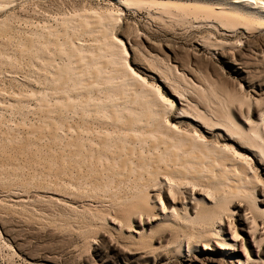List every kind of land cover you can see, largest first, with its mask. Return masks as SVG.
Wrapping results in <instances>:
<instances>
[{
    "label": "rangeland",
    "instance_id": "374dc122",
    "mask_svg": "<svg viewBox=\"0 0 264 264\" xmlns=\"http://www.w3.org/2000/svg\"><path fill=\"white\" fill-rule=\"evenodd\" d=\"M123 1L125 0H2V1L0 0V4L2 3L0 5V143H1L0 148H2L0 149V156L2 157L4 155L2 159L4 161H2L0 157V161L2 162V165H0V171L3 172L4 171L3 168L5 166L7 168L9 166L11 167V168L9 167L10 170L9 168L5 170V172L7 171L6 173L0 172V264H237V262H230L226 258H223L220 254L222 249H220L219 246L215 243H213V245L217 249V252L204 250V242L198 243L199 246L198 244L192 246L193 248L187 246L186 244L183 246H177L176 241L170 240L169 242L168 241L169 238L172 239V237L175 238V236H177L176 234L177 231L172 226L171 227L175 231L172 228H170V225L169 226L163 225L164 223L162 222L154 226V229L150 233L149 237L148 236L143 237L138 240H135L134 237L130 238L131 235L129 234H127L129 235V237L128 236L126 237L125 236L126 231L124 227L123 230H113L112 228H109L110 226L108 224H110L111 221L109 219L112 218V220H114L115 215H119V213H121L122 210L120 209H123V206L127 203L129 199V196L127 195L131 193V189L126 184H122L123 187H121V184H119L118 187L120 188L118 189V187H116V183H114L113 186L112 184L108 186L110 188L109 190L105 188L104 191L102 189L103 193H101L102 192L101 189L92 190L93 188L94 189L96 188L93 187L94 185L93 182L90 181V176L86 174L87 172H84V171H88V166L84 167V165L78 164L77 160H74L71 157L72 156L70 154L71 152L68 153V151H71L70 148L71 140L69 139V137L75 134L74 133L75 130L80 131L81 129H82L81 131L84 134L86 132L87 136L89 135L88 137L90 136L95 137L97 136V134L102 133V130L103 132L104 130L108 132L111 131L110 133H112L113 135H118L119 133L118 132L119 128L114 127L113 124L110 123L109 115H107L108 113H105L108 110L103 109V111H101L102 109H100L98 106L99 102H97V100L101 101V99L104 100L107 98V95L109 94V91L107 93V90H109V88H111L110 92L113 91L114 88L115 89L118 88L116 86H113V87H108L106 88L107 90H105V86H107L106 85L107 83L106 84L104 83L106 81L105 82L102 81L103 85L101 84V86L97 85L102 83L100 82L101 79L106 80L104 79V76H106V74L108 75V72L114 73L110 68L112 67L113 62H117V61L113 60L112 62L111 59L109 60L110 58L109 55L107 56L106 54L105 56V53H103L105 51L103 50H105L106 48L104 47H107L110 41L113 40L111 35L113 37L118 36L123 39L129 54L128 55L126 54L127 56L123 53L119 54L120 58L123 57L122 58L123 61L121 60L118 63H114L112 68L115 71L117 70L115 69L117 66L119 67L121 65L122 68V65L129 64L131 65V67H133L135 72H137L143 78H145L144 79L145 82L140 80H138L137 82L136 80L134 81L136 84L139 82L140 83V84L138 83L139 86L136 85L137 86L136 87L133 84H130V86L133 87L130 86L127 87L129 90H127L126 95L129 97V100H127L129 104L133 102L131 101L130 98H134V96L136 97L138 92L144 93L143 88L147 86L145 90L148 89L149 87L148 90H150V92L155 88L154 95L152 93L149 94L153 95L154 97L156 96V98L158 95H160L159 96L160 99L157 98L158 103L161 100L162 97L161 95H163L166 98L172 99L170 104L173 107L167 105L169 107L167 108L166 106L163 110L167 112L164 113L162 112L163 114L161 113V115L163 116L160 115L157 116V117H162L161 120L164 118L162 121L160 120L161 123L164 122V124H162L163 129H167L166 128L167 122L168 123L171 122L172 124L176 123L175 125L176 127H178L179 130L196 131L197 133H199L198 131L200 130V128L198 126H194V124H192L188 120H182V119L180 120L176 116L177 114L180 113V115L183 114V115H191L193 117L194 116L200 117L201 118L200 120L202 121L205 119L206 121L203 122L208 123V126L210 128L216 131L221 130L219 134L214 135L212 139L215 144L219 143L218 144L220 145V148H218L219 150L225 148L223 151H221L222 155H225L227 158H229L231 160L230 162H232V160L234 161L233 164H235L234 167L237 171L240 170L239 167H242L243 169L245 168L244 170L246 172L249 171L250 174H254L249 176V173L247 172L244 176L245 177L249 176V177L244 178L245 181L243 180V184H245L246 182L248 188L252 190H254L257 186L258 188L261 187L260 189L262 188L264 189V173H263L264 170V21H250V22L246 21V23L245 22L241 23L240 21L235 19H228L227 21L222 20L220 19V17L219 19L222 21H218V19H216L218 18V16L215 15L216 18H214L213 17L214 15L212 16L206 13H201L200 10H197V8H193L191 5H189V0L183 1L184 3L167 2V0H158L157 2L155 1V3L154 2L149 3L145 1L138 2L137 0H135L132 2L129 1L130 2L129 6L131 7L127 5L128 2L125 1L126 4H124L125 2ZM131 3H134L133 6ZM181 5H183L184 7L186 5L185 10L187 9L188 10L185 11L182 8L183 6L180 7ZM188 5L190 8L188 7ZM189 9L190 10L195 9L200 13L198 14L196 11L198 15L196 13L192 14V12ZM88 11H90L89 15L87 14ZM112 11L113 12L115 11L116 13H118V15L119 13L122 14L118 16L115 12L113 13ZM188 11L190 13H188ZM98 12L101 14H99ZM94 13H96V15H94ZM107 13L109 14V16ZM113 14L116 15V17H114ZM90 15L91 17H93V15L97 16L98 20H95L96 18L94 17L95 19L94 18L93 19L95 21L94 20L92 21ZM103 15H104V19L102 20L103 17L101 18L100 16ZM201 15L204 16L203 18H205V21H203L204 19L202 18ZM205 15H209L210 19L206 18L208 16L205 17ZM105 17L107 18L106 20H108V18H111L110 19L111 21L109 20L108 24L102 22L105 20ZM78 18L80 20L82 19L81 20L82 22L80 23H82L81 24L82 26L84 24L86 26L85 28H83L79 24V22L78 23L76 22L77 26L75 25L76 24L75 21L79 20ZM83 18L85 19V21ZM88 18L91 20L92 23L87 21ZM99 18L101 20H99ZM199 19L203 22L198 21ZM207 19L209 21H207ZM64 21L66 22L65 24ZM97 21L99 23L102 22V24L100 25ZM216 21L219 23H217ZM94 22H97L99 24L98 26L96 23V28L100 26L102 27V25L104 24L103 25L104 29H107V31L104 30L105 34L102 33L100 30L102 29L103 31V27L97 28L98 30L95 28ZM105 22L107 23V21ZM112 22L114 24H112ZM212 22H214V24ZM88 23L90 24V26L88 25ZM57 24L59 25L57 26L59 31L56 27H54L53 29V26H56ZM61 24L62 25L64 24V27L68 25L66 26V29L63 27L65 31L62 28ZM78 24L81 26L79 29L83 30L82 32L80 30H77L79 27ZM91 26L94 28H92ZM67 29L70 32H68ZM84 29L87 31H85ZM62 30L64 34L60 33V31L62 32ZM75 30L79 32L75 33L74 32ZM56 31L60 34L58 35ZM71 31H73V33H71ZM65 32H67V34ZM100 32L102 33V35ZM106 33L108 34L106 35ZM70 35L76 37L72 39ZM100 35L103 37H101ZM105 35L107 36L106 40H104ZM57 37L61 41L57 39ZM62 37L68 41L70 39L72 44L71 48H73L75 44L77 45L79 44V47L82 45L81 48H79L78 46H74V49L79 48L80 49L79 51L82 52V54L85 52L83 54L84 58L82 57L83 60H86L85 62L86 64L82 62V64L84 65L83 66L84 71L87 70L90 71V68H92L91 70L95 68L97 71L98 64L101 65L100 63H103L101 62L100 59L104 57L107 58L109 57L108 59L106 58L107 59L106 61H104V62L107 61L109 62V63L107 62V64L104 63L109 67L106 65H102L103 68L104 66H106L107 69L102 70L103 75L101 74L102 71H100L99 73V75L102 76L97 75L98 72L95 73L96 72V71L94 72L95 69L92 72L95 74V76L92 75L95 77V79L99 77V79H97V82L96 80L94 81V77H90L89 75H87L89 73L91 75L92 74L91 72L87 71L84 75L86 80L88 76L90 77V78L88 77V80L93 78L92 81L91 80L90 81L92 83L93 82L96 83L95 86L91 85L95 87V88L92 87L94 91H92V89L89 88L88 89L89 91H87L88 93H85L84 90H82V88L87 86L91 87L90 86L91 82L87 83V81H85V78L83 77L84 79H82L81 80L82 82L79 83L80 81L79 82L76 81L74 74L71 75V77H67L69 81L66 79L64 83H61L62 81L61 80L59 81L61 84H59V82L56 80L55 74L57 77V75L59 74L58 70L61 67L59 63L60 64L64 63L62 64L63 65L62 67L64 68V66L66 65L74 66L73 64L78 63L82 59L81 58L78 62L75 63V59L73 60V53L76 51L74 50V52H70V54L72 53L70 55L68 53L69 51L68 52L66 51L70 47V43H69L70 41L68 43L67 41H65L64 44V41L62 42L63 39ZM68 37L69 39H67ZM109 37H111L110 39L112 40H110ZM51 38L53 41L50 40ZM100 39L103 42L101 44H103L102 47L104 48V49L101 48L100 46L101 44L99 43V47L102 49V51L99 49L98 50L101 52L97 50V48L99 47L95 48L98 45L97 43L98 40ZM29 40L32 41L29 43ZM54 41L55 43L58 42L56 43V45L59 44V47L61 45L60 47L61 49L58 46L52 44L54 43ZM62 43L64 44L63 45L64 48L62 46ZM89 43H91V45L93 46H91ZM104 43L106 44V46H104ZM83 46H87V47H83ZM71 48H69L68 50H73ZM85 48L86 50H84ZM90 48L92 49L89 50ZM93 48H95L96 52H99L98 57L101 56L102 53L104 54L102 55L103 57L101 56L102 58L100 57L96 58L97 54H95L96 56L92 54V52L95 53V50ZM118 48L120 49V47L117 46V49ZM33 50L36 51L34 52ZM55 50L57 51L60 50V53L58 54V52ZM53 51H55L54 52L55 55L56 53L57 55H60L61 53L62 54L59 57L57 56L56 59V56L54 55L55 56L54 58V56L52 55L54 54ZM120 52L121 51L119 50V53ZM86 53L87 54L90 53L89 54L90 56L85 57L87 56ZM63 54L67 59L64 58ZM48 58H50V60H52L53 58L52 61L54 60L56 61L50 62V60L49 61L47 60ZM88 58L89 59L96 58L95 61L94 59H92V61L94 62H96L97 59L99 61L97 60V65H96L94 62L91 63V59L89 61ZM76 60L78 59L76 58ZM122 62H124V64ZM57 64L58 67L56 66ZM85 65L86 66L88 65L87 70H85ZM44 69L45 71H43ZM104 70H108L105 71L106 74H104L105 73ZM43 72H45L47 77H45L46 75ZM46 72H49L50 74L49 73L47 74ZM52 74H54V77L51 76ZM73 77L75 82L73 80ZM52 79L54 80V83L51 82ZM116 79L120 81L121 77L120 78L118 77ZM66 82H68L67 86H66L67 84ZM115 82L117 83V81ZM52 83L54 84V86ZM57 84L58 87L64 84L63 87H60L59 89L57 88V90L58 91L60 90L59 92L62 95L64 94V96L69 101H66V98L62 95H61L62 98L59 97V95L57 96L58 94L56 90ZM83 84H86V86ZM113 85H115V83ZM80 86H82V88H79ZM96 86H98L99 97L97 96L98 95L97 91H95L97 88ZM70 87L74 89H69L68 92L67 88ZM101 87L104 88V90H102ZM135 87L139 89V91L138 89H136V91H138L137 94L134 89ZM150 87L151 88L154 87V88L151 89ZM77 88H79L80 90L78 89L79 90L78 91ZM40 89L43 90L41 91ZM61 89L62 90L64 89L63 90L64 93ZM101 90L103 91V93ZM148 90H146L147 93ZM66 91H67V95H65ZM168 91H173L174 93H176L178 95V98H174L172 95L168 93ZM54 92H56L57 94ZM70 92L71 95L73 94L74 95L73 96L69 95L68 93ZM80 92L81 94L83 93L84 96L80 94L81 95L80 97L79 95ZM128 92L130 93V95ZM41 93L44 95L43 99H45L46 101L45 100L43 101L41 99V97L43 96ZM75 93L77 94V96H75ZM90 94L92 98L90 97ZM93 95L96 96L94 97ZM132 95L134 96L132 97ZM11 96L12 98L14 97L13 99H16L17 101L13 100ZM39 97L40 99H38ZM57 97L58 99H60L59 101L58 99H56ZM73 97H76V100ZM84 97L86 98L87 101L84 100ZM87 98L90 99L88 100ZM114 98L117 97L114 96ZM119 99L120 100L118 101L117 98L118 102L123 103L125 101V100L122 101L121 98ZM40 100H42L44 103L42 104V101L41 103H39ZM61 100L63 103L61 102ZM180 100L186 104V107L184 108L183 111L178 110L176 106L178 105V101ZM49 101L51 102L54 101L55 103L50 102L51 104H49L48 103ZM64 101L68 102L67 103V105L69 106L68 108L66 107L67 105L65 106ZM78 101L79 103L82 102L84 106L80 105ZM69 102H71L74 105L75 109L78 108L79 111H77L78 110L77 109L75 112V109H73V105L70 104ZM85 102H87L89 107L93 105L94 106L97 105L98 107L95 108L93 106L95 109L86 107ZM92 102L94 103L92 104ZM58 103L61 106H65L67 110L64 109V107H61V109H63L61 110ZM75 104L79 105V107L76 106ZM174 104H176L175 107ZM52 105L54 106L56 105L55 108H57V106L59 108L55 110L54 106ZM47 106H48V110H47ZM136 106H140V104L138 103ZM41 107L42 110H40ZM50 107H52V109H50ZM81 107L82 108L84 107V109H82ZM92 109L94 111L96 110L95 113L94 111L93 112L91 111ZM136 109L137 112H135L133 116L135 115L140 116L141 114L138 113L140 109L139 108ZM44 110H47V112L46 111L44 112ZM42 111L44 112L43 114ZM53 111H55V113H53ZM62 113H64V118L62 116ZM65 113L67 114V116H65L66 115ZM96 113L97 115H95ZM140 113L142 112L140 111ZM48 114L52 115V117L50 115L48 117L47 116ZM74 114L76 115L78 114V115L75 117ZM80 114H82L83 116ZM89 114H91L92 117ZM79 115L82 116V118ZM54 116L55 118L53 119ZM61 116L62 118H60ZM93 116L94 117L96 116V118L94 119ZM41 117L42 118L44 117L45 120L42 119ZM79 117L81 119H78ZM46 118L49 120L56 121L55 124L59 126L58 127L59 129L61 128L60 134L58 133L59 129L56 130L57 134L54 138L50 134H46L48 130L47 128L48 126L46 125L48 124L47 122H50L49 120L46 121L47 120ZM91 119H94L95 122L92 121ZM60 120H62V122ZM64 121H66L68 124ZM85 121H86V125H85ZM90 121H92L93 123ZM107 121H108V125H107ZM88 122L92 123L93 125L90 123L88 124ZM69 123L72 125L74 124V128L73 127L70 128L71 126H69ZM14 124L15 125L17 124L18 126H15ZM28 124L31 126H29ZM40 125L43 126V128ZM64 125H67L68 127ZM75 125L77 127L80 126L79 129L75 128L76 127ZM57 126L55 127L57 128ZM27 127H31V128L33 127L32 129L34 131L33 132L34 135L31 134L32 129L31 128L28 129ZM83 127L86 128L87 131L86 129H83ZM24 128L25 130H23ZM89 129H93V130L91 131ZM6 130L8 135L5 134ZM26 130H29V132ZM43 130L45 131V133L42 134ZM69 130H72L70 131L72 133H70ZM38 131L40 132V134ZM62 131L66 132L67 134H65L64 132L61 133ZM94 131L96 134L94 133ZM3 132L5 133L3 134ZM114 132L117 133L115 134ZM91 133H93V136ZM13 134L15 135L13 136ZM31 135L32 137H30ZM57 135L59 136V138L57 137ZM228 136H231L234 139L228 140L227 139ZM24 137H26V140L28 138L29 140L33 138L35 141H32L33 139H31L30 141L29 140L25 141V139L23 140ZM47 137L48 139H46ZM56 137L58 139H56ZM49 138L52 140H49ZM54 139H56L57 141ZM12 140L17 142H12ZM22 140L27 143L26 146L23 147V149L25 148L24 149L25 152L22 151L23 155L20 154L22 156L21 158V156L19 155L20 152L18 147H21V145L23 144ZM21 141L22 143H20ZM60 141L61 143H59ZM28 142L29 143L32 142V143L29 144ZM5 143L9 145L6 144L5 146ZM11 144H15V145L11 146ZM57 144L60 146H58ZM62 144H64V146ZM43 145L46 147H44ZM7 146L8 147L10 146L11 148L9 147L8 149ZM14 146H16L17 148ZM57 146L58 148L60 147L59 150ZM48 148L49 149L51 148V150H49ZM17 149L18 151L16 152ZM28 150L30 151V153ZM52 150L53 151L58 150V152H54L55 153L54 154ZM3 152H5V154ZM6 152L7 153L10 152L9 153L10 155L6 154ZM66 152L68 153V156ZM223 152L226 153L223 154ZM11 153L12 154L14 153L13 154L14 157L12 156ZM56 153L57 156L58 153H60V155L62 154V158L64 159L62 162L63 165L62 163H59L57 157L55 156ZM50 154H53L54 158ZM5 155L7 158H5ZM48 156H49V160L47 161ZM225 156H223L224 157L223 159L226 158ZM10 157L13 158L11 159ZM51 157L54 162L52 161V159H50ZM69 157H71V159H69ZM232 157L234 158L232 159ZM235 157H237L239 160L238 159L236 160ZM44 158L46 159V161L44 160ZM10 160L11 162L15 161L13 162L14 164L19 160L18 163L21 164L14 165L12 163L14 166L13 167L12 165H10L11 164ZM7 161L10 163L7 164ZM260 161L262 163H259ZM5 162L7 165L5 164ZM22 163L23 164L26 163V164L23 165ZM52 163H54L53 165L55 166H53ZM28 164L30 167L28 166ZM236 164L238 167L236 166ZM20 165H23L26 169L23 166H22L23 168H21ZM42 165L44 166L46 165L45 168L42 167ZM48 166L49 169L47 168ZM50 166L53 168L51 169ZM56 166H58V168L59 167L62 168L60 169V172L63 171V173H61L63 175V179L62 177H60L59 170H55L57 169ZM82 166H83L82 170L84 173L82 171H79L81 170L80 168H82ZM18 167L20 168V170L18 169ZM38 167L41 168L39 169ZM14 168L16 169L15 172L19 173L20 175L19 174H16L17 176L15 175V172H13L15 170ZM65 168L66 170L64 171ZM21 169L24 170V173H21L23 172V170ZM50 169L52 172L50 171ZM31 170L34 172L35 175ZM69 172H71L72 174ZM44 173H46L47 176ZM67 173L71 179L67 177L68 176ZM23 174L24 177L22 176ZM50 174L51 175L53 174L54 176H51ZM55 174L57 175L56 177L57 179L53 178L55 177ZM84 174H86V178L88 180L86 178L84 179L85 177ZM18 175L20 176V178ZM40 175L43 177H40ZM75 175L76 177L74 178ZM27 176L29 179L26 178ZM34 176H36L37 179ZM65 176L68 178V180ZM50 179L52 180L50 181ZM251 179H252V183H250ZM21 180L24 182H22ZM40 180H42L44 183L43 182L40 183L41 182ZM55 180H57L56 182H58L59 185H57V183H53L55 182ZM73 180L75 185H73L72 183ZM61 183H63L64 186H62L63 184ZM91 183L93 186L91 185ZM189 185H190L189 187L190 189H192L193 186H195L194 183L193 185L192 183H189L188 186ZM199 185L200 184L194 187L195 191H200L199 189L201 188H203L201 191L204 190L206 191L209 188ZM83 187L84 189L82 190ZM197 187L198 189H196ZM125 189L126 190L129 189V190L126 192ZM210 190L211 188L206 192L207 193L212 192ZM55 191L57 193L58 192L60 193L56 194ZM85 191H89V192L91 191V193L89 192L85 193ZM106 191L107 193L105 194L104 192ZM98 192L100 193V195L103 194L105 196L103 195H101L103 197H101L100 195L98 196L99 194ZM92 193H94L95 196H92L91 195ZM119 196L120 197L123 196L121 198H126V199H122L123 202L121 204H120L121 199L119 198ZM115 220L119 221L117 219ZM130 222L131 221L125 224L127 225L129 224L130 225L128 226L129 228H135V224L133 222L131 223ZM121 231L123 232L125 231V232L122 233ZM173 232L174 234H171ZM140 240L141 241L144 240V241L141 242ZM170 244L173 245H171L170 247ZM239 244H240L239 247L241 248L242 244L241 243ZM175 245L176 247H173ZM247 247L248 249H251V246H247ZM242 249H244V247H242L241 250ZM243 251H245V249Z\"/></svg>",
    "mask_w": 264,
    "mask_h": 264
},
{
    "label": "bare ground",
    "instance_id": "6f19581e",
    "mask_svg": "<svg viewBox=\"0 0 264 264\" xmlns=\"http://www.w3.org/2000/svg\"><path fill=\"white\" fill-rule=\"evenodd\" d=\"M2 1V0H1ZM126 2H128V6L130 4L129 1H135V0H125ZM123 1V2H125ZM138 2L139 1H145V2H154L155 1L157 2L158 0H137ZM183 1L185 0H167V2H178V3H184ZM121 2V1H120ZM122 2V3H123ZM126 2L124 4H126ZM2 4V3H1ZM0 4V5H1ZM13 4V3H12ZM11 4V5H12ZM132 6L134 3H131ZM188 4V3H187ZM6 5V4H5ZM184 5V4H183ZM183 5H181L180 7H182ZM189 5H191L193 8H197V10H200L201 13H206V14H209V15H214L213 17L218 16V21H222V20H228V19H235V20H238L240 21L241 23H246L247 22H250V21H264V0H189ZM188 5V7H189ZM131 7V6H129ZM187 7V8H188ZM3 8V7H2ZM5 8V7H4ZM127 8V6H126ZM184 10L186 9V5L185 7L183 6L182 7ZM190 8V7H189ZM188 10V9H187ZM185 10V11H187ZM190 10V9H189ZM195 9H192L190 10L193 13H196ZM91 11V10H90ZM88 11V15H89V12ZM205 11V12H203ZM77 12V11H76ZM97 12V11H95ZM100 12V11H99ZM98 12V13H99ZM104 12V11H103ZM102 12V13H103ZM113 12V11H112ZM115 12V11H114ZM113 12V13H114ZM121 12V11H120ZM199 11H197V13L199 14L200 13ZM106 13V12H105ZM111 13V12H110ZM116 13V12H115ZM188 13H190L188 11ZM196 13V14H197ZM82 14V13H81ZM80 14V15H81ZM84 14V13H83ZM86 14V12H85ZM101 14V13H99ZM98 14V15H99ZM104 14V13H103ZM108 14V13H107ZM118 15V13H116ZM122 14V13H121ZM119 13V15H121ZM195 14V15H196ZM197 14V15H198ZM78 15V14H77ZM79 15V16H80ZM94 15H96V13H94ZM91 17L92 21L95 19V20H98V17L97 16H94ZM106 15V14H105ZM111 15V14H110ZM114 15V14H113ZM118 15V16H119ZM196 15V16H197ZM209 15H205L208 16L206 18L210 19V16ZM109 16V14H108ZM117 16V17H118ZM202 16V15H201ZM73 17V16H72ZM71 17V18H72ZM95 17V18H94ZM102 18V20L104 19V15L103 16H100ZM113 17V16H111ZM114 17H116V15H114ZM204 16H202L203 18ZM222 19L220 20L219 19ZM86 18V17H85ZM94 18V19H93ZM198 18V17H197ZM201 18V17H199ZM4 19V18H3ZM79 19V18H78ZM84 19V18H83ZM107 18L105 17V20L102 21L103 23L105 24H108V21L111 19V18H108V20H106ZM205 21V18H203ZM207 19V21H209ZM74 20V18H73ZM80 20V19H79ZM75 21V23L79 22V24L81 25L82 22L81 20L80 21ZM87 20V19H86ZM94 20V21H95ZM99 20H101L99 18ZM6 21V20H5ZM31 21V20H30ZM46 21V20H45ZM66 21V20H65ZM64 21V24L66 23ZM85 21V19H84ZM90 23L91 20L88 18V20ZM86 21V23H87ZM107 21V23L105 22ZM111 21V20H110ZM113 21V20H112ZM198 21H201L200 19ZM201 21V22H203ZM212 21V19H211ZM215 21V20H213ZM243 21V22H242ZM70 22V21H68ZM74 22V21H73ZM98 22V21H97ZM97 22H94L93 25L95 26L96 28V23ZM102 22H98L100 25L102 24ZM217 22V21H216ZM42 23V22H41ZM46 23V22H45ZM57 23V22H56ZM62 23V22H61ZM77 23L75 24L77 26ZM84 23V22H83ZM97 23V25L99 26V24ZM110 23V22H109ZM200 23V22H199ZM214 24V22H212ZM211 23V24H212ZM219 23V22H217ZM253 23V22H252ZM26 24V23H25ZM64 24L62 26V28L64 27ZM78 24V25H79ZM112 24H114L112 22ZM207 24V23H206ZM33 25V24H32ZM44 25V24H43ZM53 25V24H52ZM78 27L77 30H80L79 28L82 26ZM88 25L90 26V24L88 23ZM104 25V24H103ZM102 25V27H103ZM209 25V24H208ZM46 26V25H45ZM44 26V28H45ZM51 26V25H50ZM57 26H59L58 24L56 26H53V29L54 27L57 28ZM68 26V25H66ZM66 26L64 27L66 29ZM210 26V25H209ZM208 26V27H209ZM223 26V25H222ZM8 27V25H7ZM47 27V26H46ZM83 28H85L86 26L83 24L82 26ZM88 27V26H87ZM92 27V26H91ZM101 26L100 27H97V28H102ZM114 27V25H113ZM33 28V27H32ZM50 28V27H49ZM55 28V29H56ZM63 28V29H64ZM90 28V27H89ZM94 28V27H92ZM96 28V29H97ZM107 28V27H105ZM51 29V28H50ZM58 29V28H57ZM56 29V30H57ZM64 29V31H65ZM69 29V28H68ZM67 29V30H68ZM110 29V28H109ZM228 29V28H227ZM7 30V28H6ZM42 30V29H41ZM44 30V29H43ZM66 30V31H67ZM72 30V29H71ZM85 30V29H84ZM98 30V29H97ZM102 33L105 34V31H107V29H104L103 27V31L102 29H100ZM99 30V31H100ZM246 30V29H245ZM45 31V30H44ZM59 31V29H58ZM81 32L83 30H80ZM87 31V30H85ZM84 31V32H85ZM111 31H114V30H111ZM32 32V31H31ZM39 32V31H38ZM46 32H47V29H46ZM45 32V33H46ZM52 32V31H50ZM49 32V33H50ZM55 32V30H54ZM57 32V31H56ZM68 32H70L68 30ZM75 33H78L79 31H74ZM83 32V33H84ZM97 32V31H96ZM100 32V33H101ZM109 32V31H108ZM27 33V32H26ZM60 33H63V30L62 32L60 31ZM60 33L57 32V34L59 35ZM67 34V32H65ZM71 33H73V31H71ZM99 33V34H100ZM101 33V35H102ZM12 34V33H11ZM28 34V33H27ZM85 34V33H84ZM108 33H106L107 35ZM5 35V34H4ZM13 35V34H12ZM23 35V34H22ZM43 35V34H42ZM100 35V36H101ZM104 36V40H106V37L107 36ZM7 36V35H6ZM44 36V35H43ZM42 36V37H43ZM69 36V34H68ZM99 36V37H100ZM24 37V36H23ZM52 37V36H51ZM64 37V35H63ZM62 37V38H63ZM70 37L72 39H74L75 37L72 35H70ZM79 37V36H77ZM103 37V36H101ZM100 37V38H101ZM113 38L110 39V38ZM111 37H109L110 40V43L107 47H104L106 48L105 52V56L107 54V56L109 55V60L111 59L112 62L113 60L114 61H117V62H113L114 63H118L122 60L123 57H119V54L123 53V54H129L128 51H127V48H126V45L123 41L122 38L118 37V36H115L113 37L111 35ZM225 37V36H224ZM40 38H41V35H40ZM48 38V37H47ZM96 38V37H95ZM44 39V38H43ZM57 39H59L57 37ZM56 39V40H57ZM69 39V37L67 38ZM97 39V38H96ZM95 39V40H96ZM99 39V38H98ZM52 40V38L50 39ZM60 40V39H59ZM32 41V40H31ZM29 40V43L31 42ZM36 41V39H35ZM53 41V40H52ZM58 41V40H57ZM61 41V40H60ZM64 41V44H65V41H67V43L70 41L66 40V39H62V42ZM76 41V39H75ZM100 41V42H99ZM59 42V41H58ZM56 42V43H58ZM73 42V41H72ZM108 42V41H106ZM105 42V43H106ZM25 43V42H24ZM28 43V42H27ZM45 43V41H44ZM43 43V44H44ZM55 43V41H54ZM52 43L53 45L55 46H58L59 47V44L56 45V43L54 44ZM60 43V42H59ZM66 43V44H67ZM70 43V47L72 46L71 44V41L69 42ZM78 43V42H77ZM88 43V42H87ZM98 43V45H97ZM96 43V46L95 48L99 47V43H103L100 40H98V42ZM104 43V46H106V44ZM62 43V46L64 45ZM82 44V43H80ZM91 45V43H89ZM33 45V44H32ZM74 45V44H73ZM89 45V46H90ZM103 44H101V48ZM31 46V45H29ZM37 46V45H36ZM45 46V45H43ZM42 46V47H43ZM54 46V47H55ZM74 46H78L79 47V44H75ZM74 46L73 50H66L69 54L70 52H74V50L76 52L73 53V60L75 59V63L78 62L82 57L84 58V53L82 54V52H80L79 48L82 47V45L76 50L74 49ZM93 46V45H91ZM117 46L120 47V53H119V50L117 49ZM38 47V46H37ZM48 47V46H47ZM56 47V48H58ZM61 47V45H60ZM59 47V48H60ZM83 47H87V46H83ZM28 48V47H27ZM46 48V47H45ZM64 48V46H63ZM95 48H93L95 50ZM100 47L97 48V50H101ZM103 48V49H104ZM122 48V49H121ZM30 49V48H29ZM28 49V50H29ZM61 49V48H60ZM92 48H90L89 50H91ZM53 50V49H52ZM86 50V48L84 49ZM93 50V51H94ZM98 50V51H99ZM123 50V51H122ZM32 51V50H31ZM34 51V50H33ZM36 51V50H35ZM34 51V52H35ZM57 51V50H55ZM53 51V53L55 52ZM88 51V50H87ZM99 51V52H101ZM46 52V51H45ZM58 54L60 53V50L57 51ZM89 52V51H88ZM87 52V53H88ZM92 52V51H90ZM99 52H96L95 50V53L92 52V54H94V56H96L95 54H97L96 58L98 57V54ZM86 53V54H87ZM101 54L104 55V54ZM62 54V53H61ZM60 54V55H61ZM66 54V53H65ZM72 54V53H71ZM70 54V55H71ZM90 54V53H89ZM89 54H87V56L85 57H88L90 56ZM35 55V54H33ZM53 56L55 55L52 54ZM60 55H57L56 53V59H57V56L59 57ZM64 55V54H63ZM76 57H75V56ZM126 55V56H127ZM54 56V58H55ZM101 56H99L100 58H102ZM122 56V55H121ZM75 57V58H74ZM93 57V56H91ZM98 57V58H99ZM64 58L65 55H64ZM71 58V57H69ZM76 58L78 60H76ZM83 58L81 59L80 64L79 62L76 63V64H73L74 66L77 65V66H72V65H66L64 66V68L62 67L64 63H59V65H61L60 69L58 70V75L56 77V74H55V78L56 80L59 82L61 81V83H64L66 81V79L68 80L67 77H71V75L74 74V77L76 79V81H80L79 83H81L82 79L85 78V73L89 70H87V66L85 65V70L87 71H84L83 69V63L86 62V60H83ZM95 58V59H96ZM107 57H104L101 60V62L103 63H100L101 65L98 64V67H97V71L95 68H93L94 72L97 73V75H99L100 71H102L103 69H107L106 65L107 62H104L106 61ZM61 59V57H60ZM67 59V58H66ZM87 59V58H86ZM91 59V58H90ZM90 59L88 58V60L90 61ZM94 59V58H92ZM91 59V63L95 61H92ZM105 59V60H104ZM11 60V59H10ZM48 61L50 60V58L47 59ZM53 60V58H52ZM50 60V62L52 61ZM64 60V59H62ZM83 60V61H82ZM98 60V59H97ZM97 60L96 62H94L96 65H97ZM47 61V62H48ZM56 61V60H54ZM52 61V62H54ZM58 61V60H57ZM61 61V60H60ZM88 61V62H89ZM99 61V60H98ZM123 61V60H122ZM65 62V61H64ZM70 62V60H69ZM111 62V64H112ZM126 62V61H125ZM56 63V62H55ZM66 63V62H65ZM72 63V62H71ZM74 63V61H73ZM93 63V64H94ZM106 63V64H104ZM109 63V62H108ZM124 64V62H122ZM44 64V63H43ZM49 64V63H48ZM51 64V63H50ZM68 64V63H67ZM79 64V65H78ZM86 64V63H85ZM113 64H112V67H113ZM120 64V63H119ZM52 65V64H51ZM102 65H106L104 66V68L102 67ZM49 66V65H48ZM58 67V64L56 65ZM95 66V65H93ZM117 66V64H116ZM50 67V66H49ZM54 67V66H53ZM106 67V68H105ZM109 67V66H108ZM110 68L114 73H110L108 72V75L106 74L105 71H108V70H104V74H106V76H104V79L106 80H103L101 79L100 82L102 81H106L104 84H106L107 86H105V90H107L106 88L108 87H113V86H116L118 87L117 89H113V91L110 92V89L107 90V93L109 91V94L107 95V98L106 99H101V101L97 100L98 103V106L100 109H102L101 111H103V109H107L108 111L105 112V113H108L107 115H109V118H110V123L113 124L114 127H117L119 128V133L118 135H113L112 133L108 132V131H105L103 132L102 130V133H99L97 134V136L95 137H88L86 132L85 134L80 130V131H76L75 130V134L71 135V137H69V139L71 140V145H70V148H71V151H68V153H70L72 156V158L74 160H77V163L78 164H81V165H84L85 166H88V171H84V172H87L86 174L90 176V181L93 182V185L91 183V185L93 187H95L96 189H92V190H104L105 191V188L106 189H110L108 186H110L114 183H116V187H118L119 184H121V187L122 184H126L128 187H130L131 189V193H129V199L127 201V203H123L125 204L123 206V209H120L122 210L121 213H119V215H115V218L114 220L109 219L111 220L110 221V224H108L110 227L109 228H112L113 230H123V227L125 229V236L129 237L130 238H133L135 240H138V239H141L143 237H149L150 233L153 231L154 229V226H156L157 224L159 223H164L163 225H166V226H169L170 225V228H174L176 231H177V236H175V238H173L172 236H169V237H172L169 238V242L170 240L172 241H176L177 242V246H183V245H187L189 247H192L194 245H197L198 243H202L204 242V250H207V251H216L217 252V249L215 248V246L213 245V243L217 244L219 246L220 249H222L221 251V256L223 258H226L228 261L230 262H237V264H264V189H260L258 188V186L252 190L250 188H248L247 186V183L245 182V184H243V180L244 178H248L249 176L251 175H254V174H250L249 171H247L249 173V176L248 177H245L244 175L247 173L242 167H239L240 170H236L235 169V164H233V160L232 162H230L231 160L229 158H227L225 155H222L221 151H223L224 149L222 148V150H219L218 148H220V145L218 144H215L212 137L216 134H219V132L221 131H216L212 128H210L208 126V123H205L203 121H206L205 119L202 121L200 120L201 118L200 117H197V116H191V115H180L177 114V118H179L180 120H188L189 122H191L192 124H194V126H198L200 128V130L198 131L199 133H197L196 131H183V130H179L178 127H176V123L175 124H172L171 122H167V125H166V128L167 129H163L162 128V124H164V122L161 123V121L164 119L161 120L162 117H157V116H163L161 115V113L163 112H167V111H163L164 108L169 105L171 106V101L172 99L171 98H166L164 97L163 95H161V100L159 101L158 103V99H160V95L154 97V88L151 92L148 87V93L146 92L145 88H147V86L145 88H143V91L144 93H140L138 92L139 89L136 88L137 86H139V84L135 83L134 81L136 80V82L138 80L140 81H144L145 78H143L140 74H138L137 72H135V70L133 69V67H131V65L129 64H124L122 65V68H121V65L117 68H115V65H114V68L117 69L114 71L113 68ZM33 68V67H32ZM43 68V67H42ZM48 68V67H47ZM90 68V67H89ZM88 68V69H89ZM120 68V69H119ZM36 69V68H35ZM46 69V68H45ZM45 69L43 71H45ZM53 69V68H52ZM92 68H90V71L89 72H93V70H91ZM47 70V69H46ZM57 70V69H55ZM109 70V71H111ZM116 72V73H115ZM45 74V72H43ZM47 74L49 72H46ZM54 73V72H53ZM50 74V73H49ZM101 74L103 75V71L101 72ZM46 75V74H45ZM90 77H94L95 74L92 73L90 75ZM94 75V76H92ZM102 75H99V76H102ZM13 76V75H12ZM52 77H54V74L51 75ZM88 76V77H89ZM47 77V75L45 76ZM74 77H73V80H74ZM84 77V78H83ZM87 77V76H86ZM88 77H87V80L85 78V81H87V83H90L92 81V79L88 80ZM89 77V78H90ZM98 77V76H97ZM106 77V78H105ZM120 78V81L117 80L116 78ZM44 79V78H43ZM99 79V77L97 78ZM97 79H95L94 77V81L96 80L97 82ZM116 79V80H115ZM51 80V79H50ZM49 80V81H50ZM69 81V80H68ZM117 81V83L115 82ZM54 83V80L52 79V81ZM75 82V80H74ZM99 82V81H98ZM50 83V82H49ZM52 83V84H53ZM59 82V84H61ZM67 83V84H66ZM66 86L68 85V82H66ZM83 83H84V80H83ZM86 83V82H85ZM115 83V85H113ZM74 84V83H73ZM96 83H92L90 84L95 86ZM101 84L103 85V82L100 83V84H97L99 86H101ZM109 84V86H108ZM130 84H133L134 86H136L134 89L136 91V89H138V91H136V94L138 92V94L136 95V97L134 95H132V97L134 96V98H130L131 101V104H129V102L127 100H129V97L126 95L127 94V90H129L127 87L130 86ZM44 85V84H43ZM72 85V84H71ZM77 85V84H75ZM79 85V84H78ZM86 86V84H83ZM82 85V86H83ZM89 85V84H87ZM143 85V84H142ZM145 85V83H144ZM54 86V84H53ZM56 90L57 88L59 89L60 87H63L64 84L62 86H59L58 87V84L56 85ZM70 86V85H69ZM82 86H80L79 88H82ZM83 87L82 90H84L85 93H88L87 91H89L88 89H92V91H94L93 88L95 87ZM28 87V85H27ZM75 87V86H74ZM93 87V88H92ZM96 90L97 93H98V86H96ZM130 87H133V86H130ZM15 88V87H14ZM50 88V87H49ZM77 88V90L79 89ZM87 90H86V89ZM102 88V87H101ZM151 88V87H150ZM151 88V89H152ZM159 88V87H157ZM66 89V87H65ZM68 89V92H69V89H74L72 87L70 88H67ZM132 89V88H131ZM6 90V89H5ZM41 90V89H40ZM43 90V89H42ZM41 90V91H42ZM53 90V89H52ZM55 90V89H54ZM62 90V89H61ZM64 90V89H63ZM62 90V91H63ZM80 90V89H79ZM78 90V91H79ZM81 90V92H82ZM86 90V91H85ZM102 90H104V88H102ZM101 90V91H102ZM169 90V88H168ZM7 91V90H6ZM28 91V90H27ZM60 91V90H59ZM57 90V96L59 95V97H61V93ZM91 91V90H90ZM91 91V92H92ZM134 91V90H133ZM37 92V91H36ZM73 92V90H72ZM75 92V90H74ZM77 92V91H76ZM81 92L79 93V95L81 94ZM90 92V93H91ZM106 92V91H105ZM159 92V91H158ZM53 93V94H54ZM60 93V94H59ZM64 93V91H63ZM94 93V92H93ZM103 93V91H102ZM101 93V94H102ZM129 93V92H128ZM132 93V92H131ZM149 93H152L153 95L149 94ZM168 93L170 95H172L174 98H178V95L176 93H174L173 91H168ZM42 94V93H41ZM55 94V95H56ZM69 95H71V92L68 93ZM92 94V93H91ZM91 94H90V97H91ZM100 94V95H101ZM157 94V92H156ZM155 94V95H156ZM8 95V94H7ZM13 95V94H12ZM31 95V94H30ZM43 95V94H42ZM50 95V94H49ZM54 95V96H55ZM65 95H67V91L65 93ZM74 95V94H73ZM71 95V96H73ZM82 96L83 93L81 94ZM80 95V97H81ZM87 95V94H86ZM89 95V94H88ZM103 95V94H102ZM130 95V93H129ZM10 96V95H9ZM51 96V95H50ZM64 96V94L62 95ZM75 96H77V94L75 93ZM94 96V95H93ZM96 96V95H95ZM94 96V97H95ZM99 97V93L97 95ZM105 96V94H104ZM117 97L118 98V101L120 100L119 98H121V100H125L123 103L122 102H118L117 101V98H114ZM127 96V97H126ZM26 97V96H25ZM36 97V96H35ZM41 97V96H40ZM40 97L38 99H40ZM44 95L41 97V99L44 101L45 99H43ZM46 97V96H45ZM48 97V96H47ZM52 97V96H51ZM65 97V96H64ZM70 97V96H69ZM12 98V96H11ZM14 98V97H13ZM12 98V99H13ZM24 98V96H23ZM37 98V97H36ZM62 98V97H61ZM66 98V97H65ZM71 98V97H70ZM75 98L76 100V97H73ZM92 98V97H91ZM97 98V97H96ZM95 98V99H96ZM104 98V97H103ZM10 99V98H9ZM30 99V98H29ZM34 99V98H33ZM37 99V100H38ZM58 99V97L56 98ZM55 99V101H56ZM88 99V98H87ZM90 99V98H89ZM88 99V100H89ZM133 99V100H132ZM13 100H16V99H13ZM26 100V99H25ZM28 100V98H27ZM31 100V99H30ZM39 103H41V101ZM60 99H58L59 101ZM64 100V99H62ZM61 100V102H62ZM84 100H86V98L84 97ZM177 100V99H176ZM17 101V100H16ZM42 101V104L44 103ZM46 101V100H45ZM66 101H69L67 100L66 98ZM71 101V99H70ZM80 101V100H79ZM78 101V103H79ZM83 101V100H81ZM87 101V100H86ZM91 101V100H90ZM89 101V102H90ZM94 101V100H93ZM96 101V100H95ZM51 101H49L48 103H50ZM65 102V101H64ZM77 102V101H75ZM55 103V102H54ZM63 103V102H62ZM68 102H65V106L67 105ZM70 104H72L71 102H69ZM91 103V102H90ZM94 102H92L93 104ZM140 104V106H136L137 104ZM176 103V102H175ZM13 104V103H12ZM48 104V105H49ZM69 104V105H70ZM80 105L84 106L81 103H79ZM85 106L86 107H89V105L87 104V102H85ZM57 105V104H56ZM55 105V106H56ZM60 109L61 107H64V109H66V107L68 108L69 106L67 105L66 107L65 106H61L59 103H58ZM73 105V104H72ZM71 105V106H72ZM76 106L79 107V105L75 104ZM96 105V104H95ZM173 105V104H172ZM176 104H174V107H175ZM6 106V105H4ZM54 106V105H52ZM54 106V109L56 110L57 108H59L57 106V108H55ZM70 106V107H71ZM94 106V105H93ZM90 106L89 108H97L98 106ZM167 106V108L169 107ZM177 106V109L178 110H184V108L186 107V104L183 102V101H178V105ZM9 107V106H8ZM21 107V106H20ZM46 107V106H45ZM173 107V106H171ZM188 107V106H187ZM77 108V107H76ZM82 108V107H81ZM80 108V109H81ZM87 108V109H89ZM136 108H139L140 111L142 113H140V111L138 112L139 114H141L140 116H133L135 114V112H137V109ZM166 108V109H167ZM39 109V108H37ZM46 109V108H45ZM50 109H52V107H50ZM73 109L74 108V105H73ZM78 109V108H77ZM75 109V112L76 110ZM84 109V107L82 108ZM91 110L92 112L94 110ZM165 109V110H166ZM20 110V109H19ZM22 110V109H21ZM42 110V107L41 109ZM47 110H48V106H47ZM47 110H44V112ZM63 110V109H61ZM67 110V109H66ZM72 110V109H71ZM71 110H68V111H71ZM86 110V108H85ZM14 111V110H13ZM59 111V110H58ZM79 111V109L77 110ZM81 111V110H80ZM96 111V110H95ZM94 111V113H95ZM100 111V110H99ZM169 111V110H168ZM42 111V114L44 113ZM49 112V111H48ZM61 112V111H60ZM82 112V111H81ZM89 112V111H88ZM37 113V112H36ZM52 113V111H51ZM53 113H55V111H53ZM68 113V112H67ZM83 113H84V110H83ZM90 113V112H89ZM98 113V112H97ZM97 113L95 115H97ZM101 113V112H100ZM162 113V114H163ZM47 114V113H46ZM66 114V113H65ZM92 114V113H91ZM91 114H89L91 116ZM50 114H48L47 116L49 117ZM56 115V114H55ZM58 115V113H57ZM78 115V114H77ZM76 114H74V116L76 117L77 116ZM82 115V114H80ZM79 115V116H80ZM85 115V114H84ZM103 115V113H102ZM176 115V114H175ZM33 116V115H32ZM42 116V115H41ZM46 116V115H45ZM52 117V115H50ZM62 116L64 118V113H62ZM62 116L60 118H62ZM67 116V114L65 115ZM83 116V115H82ZM82 116H80L82 118ZM165 116V114H164ZM78 118V119H81V118ZM88 117V115H87ZM92 117V116H91ZM108 117V116H107ZM26 118V117H25ZM42 118V117H41ZM40 118V119H41ZM55 118V116L53 117V119ZM67 118V117H66ZM73 118V117H72ZM84 118V117H83ZM86 118V117H85ZM93 118L95 119L96 116ZM99 118V117H98ZM38 119V118H37ZM44 119V117L42 118ZM47 119V118H46ZM94 119H91L92 121H94ZM100 119V118H99ZM108 119V118H107ZM106 119V120H107ZM45 120V119H44ZM49 119H47L46 121H48ZM56 120V119H55ZM59 120V119H58ZM63 120V119H62ZM62 120H60L62 122ZM67 120V119H66ZM72 120V119H71ZM86 120V119H85ZM102 120V118H101ZM100 120V121H101ZM109 120V119H108ZM161 120V121H160ZM32 121V120H31ZM41 121V120H40ZM50 122H47L46 126H48V130H47V133L46 134H50L53 138L56 136L57 134V129H59L54 120H49ZM59 121V122H60ZM73 121V120H72ZM76 121V120H74ZM82 121V120H81ZM90 121V122H92ZM28 122H29V119H28ZM66 122V121H64ZM63 122V123H64ZM88 122V124L90 123ZM95 122V121H94ZM98 122V121H97ZM16 123V122H15ZM19 123V122H18ZM17 123V124H18ZM42 123H43V120H42ZM58 123V122H57ZM67 123V122H66ZM72 123V122H71ZM83 123V122H82ZM93 123V122H92ZM90 123V124H92ZM99 123V122H98ZM3 124V123H2ZM15 125V126H18V125ZM21 124V123H20ZM26 124V123H25ZM41 124V122H40ZM62 124V123H61ZM68 124V123H67ZM77 124V123H76ZM80 124V123H79ZM207 124V125H206ZM29 125V124H28ZM39 125V123H38ZM59 125V124H58ZM83 125V124H82ZM85 125H86V121H85ZM93 125V124H92ZM106 125V124H105ZM107 125H108V121H107ZM164 125V127H165ZM6 126V125H5ZM22 126V125H21ZM31 126V125H29ZM41 126V125H40ZM39 126V127H40ZM45 126V127H46ZM57 126V128L55 127ZM62 126V125H61ZM64 126H67V125H64ZM69 126H71L70 128H74V124H70L69 123ZM76 126V125H75ZM95 126V125H94ZM104 126V124H103ZM26 127V126H25ZM43 128V126H41ZM68 127V126H67ZM80 126H76L75 128H78L79 129ZM82 127V126H81ZM89 127V126H88ZM100 127V126H99ZM107 127V126H106ZM219 127V126H218ZM4 128V127H3ZM16 128V127H14ZM28 129H30L31 127H27ZM33 128V127H32ZM31 128V129H32ZM35 128V127H34ZM46 128V129H47ZM64 128V127H63ZM104 128V127H103ZM111 128V127H110ZM38 129V128H37ZM45 129V128H44ZM69 129V128H68ZM83 129H86L83 127ZM106 129V128H105ZM115 129V128H114ZM216 129H219V128H216ZM222 129V128H221ZM10 130V129H9ZM25 130V128L23 129ZM64 130V129H63ZM74 130V129H73ZM89 130H93V129H89ZM169 130V131H168ZM177 130V131H175ZM214 130V131H213ZM2 131V130H1ZM18 131V129H17ZM29 132V130H26ZM25 131V132H26ZM33 134V129L31 130ZM60 131H61V128L58 130V133L60 134ZM68 131V130H67ZM72 131V130H69V132ZM87 131V129H86ZM6 132V133H5ZM3 132V134L5 133L6 135L7 134V130ZM10 132V131H9ZM16 132V131H15ZM21 132V131H20ZM39 132V131H38ZM36 132V133H38ZM42 132V131H41ZM64 131H62L61 133H63ZM98 132V131H97ZM100 132V131H99ZM19 133V132H17ZM45 133V131L43 130L42 134ZM65 134H67L66 132H64ZM72 133V132H70ZM95 133V131H94ZM115 133V132H114ZM117 133V132H116ZM115 133V134H116ZM16 134V133H15ZM13 134V136L15 135ZM21 134V133H20ZM22 134H23V131H22ZM40 134V132H39ZM64 134V135H65ZM92 136H93V133H91ZM96 134V133H95ZM2 135V134H1ZM25 135V134H24ZM27 135V133H26ZM30 135V134H29ZM34 135V134H33ZM63 135V134H62ZM234 135V134H233ZM12 136V135H11ZM17 136V135H16ZM15 136V137H16ZM38 136V135H36ZM70 136V135H69ZM2 137V136H1ZM14 137V139H15ZM21 137V136H20ZM19 137V138H20ZM23 137V135H22ZM21 137V138H22ZM28 137V136H27ZM32 137V135L30 136ZM50 137V138H52ZM57 137L59 138V136L57 135ZM56 137V139H58ZM63 137V136H62ZM6 138V137H5ZM9 138V137H7ZM20 138V139H21ZM44 138V137H43ZM49 140H52L50 139ZM65 138V136H64ZM25 139V141L29 140V138L26 140V137L23 138V140ZM33 139V138H31ZM30 139V140H31ZM36 139V138H35ZM38 139V138H37ZM48 139V137L46 138ZM54 139V140H56ZM68 139V140H69ZM228 140H233L234 138L231 137V136H228L227 137ZM22 140V141H23ZM29 140V141H30ZM42 140V139H41ZM60 140V139H59ZM64 140V139H63ZM67 140V139H66ZM9 141V140H8ZM22 141L20 143H22ZM32 141H35L34 139ZM38 141V140H37ZM57 141V140H56ZM55 141V142H56ZM216 141V140H215ZM12 142H17V141H13ZM46 142V141H45ZM53 142V141H52ZM66 142V141H65ZM70 142V141H69ZM4 143V142H3ZM8 143V142H7ZM5 143V146L6 144ZM19 143V142H18ZM26 143L27 142H24L23 141V146L21 145V147H18L19 149V155H23L22 154V151H24L23 147L26 146ZM29 143V142H28ZM32 143V142H30ZM29 143V144H30ZM42 143V142H41ZM40 143V144H41ZM54 143V142H53ZM57 143V142H56ZM55 143V144H56ZM61 143V141L59 142ZM58 143V144H59ZM64 143V142H63ZM237 143V142H235ZM1 144V143H0ZM16 144V143H15ZM15 144H11L12 145H15ZM44 144V143H43ZM52 144V143H51ZM57 144V145H58ZM9 145V144H7ZM18 145V144H17ZM50 145V144H49ZM64 146V144H62ZM222 145V144H221ZM240 145V144H239ZM3 146V145H2ZM4 146V148H5ZM20 146V145H19ZM33 146V144H32ZM44 146V145H43ZM54 146V145H53ZM60 146V145H58ZM57 146V148H58ZM67 146V145H66ZM224 146V145H223ZM227 146V145H226ZM225 146V147H226ZM229 146V145H228ZM245 146V145H244ZM242 146V147H244ZM10 147V146H9ZM9 147L7 146V148L9 149ZM16 147V146H14ZM40 147V146H38ZM37 147V148H38ZM46 147V146H44ZM222 147V146H221ZM247 147V146H246ZM11 148V147H10ZM13 148V147H12ZM17 148V147H16ZM29 148V147H27ZM64 148V147H63ZM68 148V147H67ZM2 149V148H0ZM18 149L16 150V152L18 151ZM46 149V148H45ZM49 149V148H48ZM60 149V147L58 148V150ZM10 150H13V149H10ZM43 150V149H42ZM51 150V148L49 149ZM57 151H53L54 152H58ZM63 150V149H62ZM69 150V149H68ZM243 150V149H242ZM249 150V149H248ZM5 151V150H4ZM15 151V150H14ZM29 151V150H28ZM244 151V150H243ZM246 151V150H245ZM11 152V151H10ZM9 152V153H10ZM13 152V151H12ZM25 152V151H24ZM46 152V151H45ZM60 152V151H59ZM227 152V151H226ZM226 152H223V154H225ZM5 154V152H3ZM9 153L6 152V154L10 155ZM15 153V152H14ZM13 153V154H14ZM30 153V151H29ZM51 153V151H50ZM63 153V152H61ZM67 153V152H66ZM68 153H67V156H68ZM2 154V153H1ZM12 154V153H11ZM12 154V156L14 157V155ZM28 154V153H27ZM39 154V153H38ZM42 154V153H41ZM55 154V153H54ZM234 154V153H233ZM238 154V153H237ZM242 154V153H241ZM3 155V154H2ZM17 155V153H16ZM20 155V156H21ZM45 155V154H44ZM47 155H48V152H47ZM52 157H53V154H50ZM4 156V155H3ZM3 156L1 157V160L3 159ZM19 156V158H20ZM25 156V155H24ZM43 156V155H42ZM41 156V157H42ZM59 161V163H62L63 162V158H62V154L60 155V153H58V156H57V153L55 155ZM225 156L226 158L223 159ZM228 156V154H227ZM233 156V155H232ZM13 157H10L11 159ZM18 157V156H16ZM15 157V158H16ZM27 157V156H26ZM39 157V156H38ZM45 157V156H44ZM47 157V156H46ZM52 157L50 159H52ZM71 157H69V159H71ZM230 157V155H229ZM5 158L6 155H5ZM22 158V156H21ZM54 158V157H53ZM68 158V157H67ZM234 157H232L233 159ZM236 160L238 159L237 157H235ZM29 159V158H28ZM56 159V160H57ZM223 159V160H222ZM15 160V159H14ZM25 160V158H24ZM23 160V161H24ZM38 160V159H37ZM44 160L46 161V159L44 158ZM49 160V156H48V159L47 161ZM68 160V159H67ZM235 160V162H236ZM239 160V159H238ZM258 160V159H257ZM4 161V160H2ZM9 161V159H8ZM7 161V164L11 162H8ZM19 161V160H18ZM18 161L14 164L13 162H11L10 165L13 166L16 165V164H21V163H18ZM22 161V162H23ZM27 161V160H26ZM33 161V160H32ZM44 161V162H45ZM53 161V159H52ZM73 161V160H71ZM243 161V160H242ZM1 162V161H0ZM21 162V161H20ZM54 162V161H53ZM238 162V161H237ZM244 162V161H243ZM13 163V164H12ZM24 163V162H23ZM22 163V164H23ZM29 163V162H28ZM31 163V162H30ZM58 163V162H57ZM67 163V162H66ZM259 163H262L261 161ZM6 164V162H5ZM6 164V165H7ZM26 164V163H25ZM23 164V165H25ZM40 164V163H39ZM38 164V165H39ZM44 164V163H42ZM46 164V163H45ZM50 164V163H48ZM54 163H52L53 165ZM70 164V162H69ZM240 164V163H239ZM238 164V165H239ZM248 164V163H247ZM2 165V162L1 164ZM23 165H20L21 168H23L24 166ZM47 165V164H46ZM45 165V166H46ZM58 165V164H56ZM60 165V164H59ZM63 165V163H62ZM61 165V166H62ZM66 165V164H65ZM74 165V163H73ZM19 166V167H20ZM23 166V167H22ZM29 166V164H28ZM44 165H42V167L45 168ZM55 166V165H53ZM72 166V164H71ZM70 166V168H71ZM78 166V165H77ZM80 166V165H79ZM237 166V164H236ZM240 166H243V165H240ZM246 166V165H245ZM6 167V166H5ZM4 167V168H5ZM10 167V166H9ZM8 167V168H9ZM14 167V166H13ZM16 167V166H15ZM18 167V169L20 170V168ZM30 167V166H29ZM51 167V166H50ZM57 169L55 170H59L60 172V169L62 168H58V166H56ZM238 167V166H237ZM2 168V166H1ZM3 168V172H5L6 169H8L7 167L4 169ZM11 168V167H10ZM9 168V170H10ZM25 168V167H24ZM39 168V167H38ZM41 168V167H40ZM39 168V169H40ZM49 169V166L47 167ZM46 168V169H47ZM53 167H51L52 169ZM73 168V167H72ZM75 168V166H74ZM242 168V169H241ZM13 169V168H12ZM11 169V170H12ZM15 169V168H14ZM26 169V168H25ZM29 169V168H28ZM27 169V170H28ZM35 169V168H33ZM38 169V170H39ZM50 169V171H51ZM81 170L79 171H82L83 172V166L82 168H80ZM87 169V168H86ZM2 170V169H1ZM23 170V169H21ZM44 170V169H43ZM66 170V168L64 169V171ZM69 170V169H68ZM249 170V169H248ZM16 169L13 171L15 172ZM32 171V170H31ZM36 171V170H34ZM45 171V170H44ZM78 171V170H77ZM75 171V172H77ZM1 172V171H0ZM1 172V173H3ZM9 172V171H8ZM33 172V171H32ZM52 172V171H51ZM58 172V171H57ZM83 172V173H84ZM252 172V171H251ZM21 173H24V170L23 172ZM26 173V172H25ZM28 173V172H27ZM30 173V172H29ZM37 173V172H36ZM48 173V172H47ZM63 173L60 172V177H62L63 179V175L61 174ZM71 173V172H69ZM81 173V172H80ZM82 173V174H83ZM263 173H264V170H263ZM9 174V173H8ZM11 174V173H10ZM16 174H19V173H16L15 172V175ZM32 174V173H31ZM34 174V172H33ZM46 176L47 174L44 173ZM59 174V173H58ZM72 174V173H71ZM86 174L84 179L86 178ZM256 174V173H255ZM12 175V174H11ZM10 175V176H11ZM20 175V174H19ZM18 175V176H19ZM27 175V174H26ZM35 175V174H34ZM43 175V174H42ZM44 175V176H45ZM51 175V174H50ZM49 175V176H50ZM62 175V176H61ZM68 175V173H67ZM81 175V174H80ZM5 176V175H4ZM17 176V175H16ZM24 177V174L22 175ZM45 176V177H46ZM51 176H54L53 174ZM50 176V177H51ZM14 177V175H13ZM36 178V176H34ZM39 177V175H38ZM40 177H43L40 175ZM57 175L55 174V179ZM66 177V176H65ZM69 177V175L67 176ZM66 177V178H67ZM73 177V176H72ZM76 177V175L74 176V178ZM83 177V176H82ZM5 178V177H4ZM12 178V177H11ZM20 178V176H19ZM28 178V176L26 177ZM34 178V179H35ZM52 178V177H51ZM70 178V177H69ZM256 178V176H255ZM254 178V179H255ZM23 179V178H22ZM29 179V178H28ZM37 179V178H36ZM40 179V178H39ZM59 179V178H58ZM71 179V178H70ZM87 179V178H86ZM16 180V179H15ZM14 180V181H15ZM33 180V179H32ZM43 180V179H42ZM40 180L42 183L43 181ZM47 180V179H45ZM48 180H49V177H48ZM52 179H50L51 181ZM68 180V178H67ZM80 180V178H79ZM78 180V181H79ZM88 180V179H87ZM22 181V180H21ZM30 181V180H29ZM57 180H55V182L53 183H57L56 182ZM77 181V179H76ZM85 181V180H84ZM245 181V180H244ZM247 181V180H246ZM254 181V180H253ZM24 182V181H22ZM35 182V181H33ZM46 182V181H45ZM63 182V181H62ZM69 182V181H68ZM72 182V181H71ZM82 182V181H81ZM88 182V181H87ZM250 182V181H249ZM39 183V181H38ZM44 183V182H43ZM48 183V181H47ZM51 183V182H50ZM73 185L74 184V180H73ZM84 183V182H83ZM82 183V184H83ZM189 183H194L195 186H197L198 184L202 185V186H205V187H209L208 190L211 188L210 191L212 192H209L207 193L206 191L208 190H204V191H201L203 188L199 189L200 191H195L194 190V187L192 189H190V185L188 186ZM252 183V179H251V182ZM261 183V182H260ZM15 184V183H14ZM24 184V183H23ZM63 184V183H61ZM78 184V183H77ZM76 184V185H77ZM81 184V183H80ZM197 184V185H196ZM25 185V184H24ZM72 185V186H73ZM90 185V186H91ZM191 185V186H192ZM199 185V186H200ZM259 185V184H258ZM40 186V185H39ZM64 186V184L62 185ZM66 186V185H65ZM71 186V185H70ZM80 186V185H78ZM86 186V185H85ZM111 186V187H112ZM115 186V185H114ZM251 186V185H250ZM34 187V186H33ZM47 187V186H46ZM49 187V186H48ZM51 187V186H50ZM68 187V186H67ZM77 187V186H76ZM87 187V186H86ZM125 187V186H124ZM204 187V189H205ZM55 188V187H54ZM62 188V187H61ZM70 188V187H69ZM68 188V189H69ZM113 188V187H112ZM115 188V187H114ZM120 187H118L119 189ZM84 189V187L82 188V190ZM87 189V188H86ZM124 189V188H123ZM127 189V188H126ZM125 189V190H126ZM198 189V187L196 188ZM221 189V190H220ZM59 190V189H58ZM76 190V189H75ZM91 190V189H90ZM103 190L101 193H103ZM121 190V189H120ZM124 190V191H125ZM129 190V189H128ZM126 190V192L128 191ZM220 190V191H219ZM114 191H117V190H114ZM219 191V192H218ZM56 192V191H55ZM73 192V191H72ZM82 192V191H81ZM84 192V191H83ZM86 192H89V191H85ZM113 192V190H112ZM111 192V194H112ZM125 192V193H126ZM215 192V193H214ZM52 193V192H51ZM60 193V192H58ZM56 192V194H58ZM91 193V191L89 192ZM99 193V192H98ZM97 193V194H98ZM105 194L107 193L104 192ZM115 193V192H114ZM55 194V195H56ZM79 194V193H78ZM110 194V193H109ZM110 194V195H111ZM119 194H120V191H119ZM123 194V193H122ZM131 194V195H130ZM16 195V194H15ZM64 195V194H63ZM84 195V194H83ZM89 195V194H88ZM92 196H95L94 193L91 194ZM100 195V193L98 194V196ZM103 195V194H101ZM100 195V196H101ZM117 195V194H116ZM124 195V194H123ZM87 196V195H86ZM105 196V195H103ZM101 196V197H103ZM113 196V195H112ZM111 196V198H112ZM118 196V195H117ZM66 197V196H65ZM88 197V196H87ZM107 197V196H106ZM110 197V196H108ZM114 197H115V194H114ZM123 197V196H121ZM119 196V198L121 199V202L120 204L123 202L122 199H126V198H121ZM94 198V197H93ZM92 198V199H93ZM102 199V198H101ZM116 199V198H114ZM94 201V200H93ZM125 202V201H124ZM122 204V205H123ZM119 210V211H120ZM118 213V212H117ZM116 214V212H115ZM114 217V216H112ZM115 219L119 220V221H116ZM235 220V221H234ZM129 221L133 222L135 224V228H129L128 226H130L129 224H125V223H129ZM130 222V223H131ZM172 226V227H171ZM169 228V227H168ZM167 228V229H168ZM172 228V229H173ZM228 228V229H227ZM173 229V230H174ZM225 229H226V232H225ZM171 230V231H173ZM174 230V231H175ZM117 232V231H116ZM120 232V231H119ZM122 233H124L123 231H121ZM129 234V235H127ZM171 234H174L171 233ZM145 239V238H144ZM141 241V240H140ZM144 241V240H143ZM141 241V242H143ZM151 242V241H150ZM239 243H241L242 247H244L245 251H243L244 249L241 250V248L239 247ZM171 245L173 244H170V247ZM173 246V247H176ZM169 246V245H168ZM199 246V244H198ZM247 246H251V249H248ZM172 247V248H173ZM193 248V247H192ZM176 249V248H175ZM190 249V248H189ZM221 257V258H222Z\"/></svg>",
    "mask_w": 264,
    "mask_h": 264
}]
</instances>
